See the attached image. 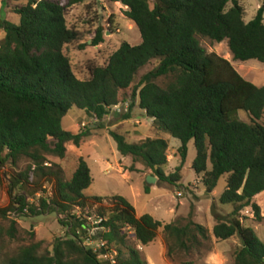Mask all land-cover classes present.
<instances>
[{
    "label": "trees",
    "instance_id": "trees-1",
    "mask_svg": "<svg viewBox=\"0 0 264 264\" xmlns=\"http://www.w3.org/2000/svg\"><path fill=\"white\" fill-rule=\"evenodd\" d=\"M83 1L29 0L14 9L19 25L0 24L5 31L0 43V184L1 171L8 164L30 163L25 171L9 177L11 200L0 208V221L9 226L0 225V239H16L17 219L49 211L57 213L59 224L68 230L66 237L55 240L52 253L42 252L41 242L32 243L0 264H109L83 246L87 221L72 214L74 209L97 205L101 213L106 202L111 208L101 214L106 222L95 239H104L109 249L118 251V264H149L137 245L155 242L161 228L169 258L176 252L188 255L210 242L208 230L191 219L186 224L179 219L164 225L151 215L139 217L125 197H87L85 191L93 179L83 157L70 181L63 180L58 166H46L49 157L64 160L68 145L81 149L92 137L89 130H63L70 111L79 109L103 121L115 106L129 101L124 120L131 119L130 110L138 103L159 131L180 141L181 165L167 174L170 146L166 140L146 138L130 144L111 132L118 152L132 160L126 171L146 170L160 183L179 186L188 147L194 141L197 157L192 168L202 176L207 191L213 192L221 178L228 176L220 201L231 205L233 212L227 220H219L214 237L220 241L240 238L235 264H264V243L241 222L242 213L250 208L258 220L263 219L255 201L264 194V86L247 81L228 60L208 54L198 40L227 41L234 61L264 63V6L254 20L246 22L237 0H111L127 8L125 16L138 27L142 42L138 46L123 43L105 66L91 69L90 79L80 80L65 53L80 35L68 27L66 15ZM103 43L99 29L92 45ZM154 62L156 67L137 83L140 71ZM239 112L247 113L250 122L241 121ZM45 179L56 181L54 196L42 197L38 204L30 202L27 191L35 197ZM145 192L151 194L147 183Z\"/></svg>",
    "mask_w": 264,
    "mask_h": 264
},
{
    "label": "rangeland",
    "instance_id": "rangeland-1",
    "mask_svg": "<svg viewBox=\"0 0 264 264\" xmlns=\"http://www.w3.org/2000/svg\"><path fill=\"white\" fill-rule=\"evenodd\" d=\"M28 1L0 0V24L10 22L19 25L20 17L14 13V9L16 6L27 4ZM237 1L245 10L246 22L254 20L259 9L264 6L263 0ZM231 7L232 4L228 9ZM126 10L127 8L121 3H113L111 0H84L68 10L66 15L68 27L77 31L80 36L78 41L65 48V53L70 58L72 70L78 79H90L91 69L105 66L109 58L120 49L123 43L126 42L132 46L141 44V33L138 27L125 16ZM99 29L103 30L104 43L94 47L92 42ZM4 39L5 31L0 29V43ZM198 40L208 54H216L228 60L247 81L258 87L264 86V63L255 60L234 61L227 41L218 44L203 37H198ZM156 65L157 63L154 62L142 69L138 75L137 83ZM118 106L120 111L112 109L111 114L103 121L96 120L79 109L70 111L63 120V130L74 133L89 130L92 132V137L81 149L68 145L67 157L64 160L49 157V164L46 166L53 168L58 166L62 171L63 180L70 181L78 167L79 159L83 157L91 170L93 179L92 186L85 191L87 197L105 198L114 193L130 199L139 217L151 215L164 225L179 219L184 220V224H186L191 219L208 230L211 240L206 247L192 251L188 255L176 252L172 258H169L168 243L164 229L161 228L155 242L146 247L137 245L143 259L149 264H235L236 253L242 247L240 238L233 237L226 241H220L213 235L214 227L219 220H227L233 212L231 205H223L220 201L228 187V176L221 178L213 192H208L202 182V176H198L192 168L197 157L195 142L192 141L188 147V157L182 172L183 179L179 186L175 187L169 183L157 181L155 184L149 185L151 194H147L145 192L147 179L143 181L139 174L126 171L132 160L121 156L111 132L125 137L130 144L137 142L133 133L136 128L143 132L144 138L168 141L170 153L169 165L166 168L167 174L175 173L181 165L180 156L177 154L180 141L168 133L159 131L152 119L139 108L138 103L130 110L131 119L129 120H124V116L131 106V101ZM238 118L243 122H250L249 116L245 112H239ZM119 122L122 125L117 126ZM261 123L264 125V117ZM175 155L177 156L174 157ZM29 165V161L22 160L17 167L8 164L1 171L3 182L0 184V208L7 207L11 200L8 195L9 177L25 171ZM209 168H212L211 164H209ZM143 174L145 177L150 172L144 170ZM34 180V182H38L37 178ZM41 185L43 189H46V192L43 189L39 190L35 197L30 196L27 191L30 202L38 204L40 198L54 196L55 180L45 179L41 181ZM255 202L261 208L263 219L258 220L250 208L242 213L241 222L244 227L253 229L260 241L264 243V194L258 197ZM110 208L109 202H106L104 203L105 211L101 213H98L99 205H97L93 209L84 211L74 209L72 214L96 217L108 214ZM214 209L216 216L213 215ZM17 221L19 225L16 239L10 240L7 236L0 239V262L6 257L15 255L21 247L37 242L43 244L42 252L52 253L55 240L66 237L68 231L67 228L59 224V215L50 211L42 216L24 217ZM0 225L8 228L9 223L0 221ZM98 233L99 230L95 233L96 237ZM32 234L35 235L34 238H32ZM132 242L134 241L132 240ZM113 250L118 253L116 249L113 248ZM121 250L125 256L127 251L124 248Z\"/></svg>",
    "mask_w": 264,
    "mask_h": 264
},
{
    "label": "built area",
    "instance_id": "built-area-1",
    "mask_svg": "<svg viewBox=\"0 0 264 264\" xmlns=\"http://www.w3.org/2000/svg\"><path fill=\"white\" fill-rule=\"evenodd\" d=\"M113 109L120 111L119 106H115ZM12 216H16V214L13 213ZM85 220L87 221V227L85 228L86 234L84 237L83 246L98 254V257L102 262L118 264V253L113 249H109L108 243L104 239L96 240L94 238L96 231L101 229L103 224L106 222V218L104 216L98 215L96 217H85Z\"/></svg>",
    "mask_w": 264,
    "mask_h": 264
},
{
    "label": "crops",
    "instance_id": "crops-1",
    "mask_svg": "<svg viewBox=\"0 0 264 264\" xmlns=\"http://www.w3.org/2000/svg\"><path fill=\"white\" fill-rule=\"evenodd\" d=\"M144 112V111H143ZM145 113V112H144ZM146 114V113H145ZM152 122H153V120H152ZM98 125H101V124H98ZM120 125H122V123L121 122H119L118 124H117V126H120ZM142 125V124H141ZM110 130H111V128H110ZM133 133H134V135H135V139L137 140V142L136 143H138V142H140V141H142V140H144V139H146V138H144L143 136V132L139 129V128H136L134 131H133ZM169 146H170V144H169ZM180 146H181V143H180ZM180 148V147H179ZM169 152H170V149H169ZM177 152H178V150H177ZM173 154V153H172ZM177 155H175L174 157H176ZM132 164V163H131ZM131 165H128L127 167H130ZM143 170V169H142ZM127 172H129V171H127ZM136 174H139V176H140V179L141 180H146V178L148 177V176H150L149 174L148 175H146L145 177H144V174L143 173H136ZM113 196H120V195H116V194H114V193H112V195L111 196H108V197H113ZM260 197V196H259ZM105 198H107V197H105ZM126 198V197H125ZM128 199V198H127ZM131 203H132V201L130 200V199H128ZM133 204V203H132ZM134 205V204H133ZM135 207V206H134Z\"/></svg>",
    "mask_w": 264,
    "mask_h": 264
},
{
    "label": "water",
    "instance_id": "water-1",
    "mask_svg": "<svg viewBox=\"0 0 264 264\" xmlns=\"http://www.w3.org/2000/svg\"><path fill=\"white\" fill-rule=\"evenodd\" d=\"M146 179H147L148 185L155 184L158 181V179L156 177H153V176H148ZM213 215L216 216V210L215 209L213 211Z\"/></svg>",
    "mask_w": 264,
    "mask_h": 264
}]
</instances>
